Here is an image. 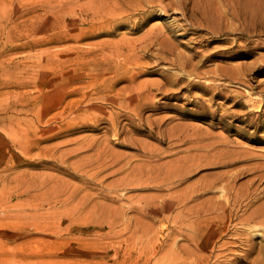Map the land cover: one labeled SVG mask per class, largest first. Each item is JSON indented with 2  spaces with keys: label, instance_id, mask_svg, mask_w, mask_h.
<instances>
[{
  "label": "rangeland",
  "instance_id": "374dc122",
  "mask_svg": "<svg viewBox=\"0 0 264 264\" xmlns=\"http://www.w3.org/2000/svg\"><path fill=\"white\" fill-rule=\"evenodd\" d=\"M17 1L33 26L0 29V264H263L238 234L264 208V0H153L99 26L78 0L56 28ZM133 88L139 116L110 101ZM237 192L230 221L193 224Z\"/></svg>",
  "mask_w": 264,
  "mask_h": 264
},
{
  "label": "bare ground",
  "instance_id": "6f19581e",
  "mask_svg": "<svg viewBox=\"0 0 264 264\" xmlns=\"http://www.w3.org/2000/svg\"><path fill=\"white\" fill-rule=\"evenodd\" d=\"M14 1L15 0H0V29L4 28L6 29L8 26H15V21L11 18V16L13 17V12H14ZM80 1V0H79ZM78 0H18L17 3L20 6V8H22V13L21 15H19L18 17H25L28 16L30 14L36 13L39 10H42L44 12H49L51 13L50 15H52V17H54L53 20H51L50 23V27L51 28H56L59 25V20L57 19V17L60 18V16L58 15H62V13H66L68 11V6L70 4H74L77 3ZM89 6H87L86 8H88L86 11L84 8L83 11L88 12L89 11V7L90 10H92L91 12V19L94 23H98L99 24H103V25H110V24H115V25H120L123 22L124 23H132V18H135V16L137 15L135 12L134 13H129L131 8H135L137 10V12H140V9L142 11L146 10L149 7H152L153 5H155L157 2L153 1V0H145V1H140L139 2H135V0H90ZM87 3H84L82 5H85ZM160 3V1H159ZM78 4V3H77ZM161 5V3H160ZM16 7V5H15ZM78 7V6H77ZM17 6V9H20ZM156 9V8H155ZM16 10V8H15ZM17 11V10H16ZM157 11V10H156ZM159 11V10H158ZM163 11V10H162ZM194 11V10H193ZM147 13V12H146ZM87 14V13H86ZM195 14V13H193ZM142 16V15H141ZM16 17V16H15ZM17 17V18H18ZM46 17V15H45ZM137 17V16H136ZM139 17V16H138ZM158 19H162L161 13L158 16ZM16 18V19H17ZM77 18V17H76ZM21 20V19H20ZM46 20V19H45ZM74 20V18H73ZM134 20V19H133ZM91 21V22H92ZM135 21V20H134ZM45 22V21H43ZM202 22V21H201ZM258 22V21H257ZM26 23V22H23ZM31 24V23H30ZM62 24V22H61ZM93 24V23H92ZM136 24V23H135ZM211 24V23H209ZM18 25V26H17ZM171 25V24H170ZM251 25V24H250ZM25 27L26 26L30 27L33 26V24L29 25V24H16L15 28H20V27ZM95 26V25H94ZM97 26V25H96ZM137 26V24H136ZM204 26V25H203ZM102 27V26H101ZM32 28V27H31ZM94 28V27H93ZM119 28V27H118ZM154 28V27H153ZM12 29V28H11ZM114 29V28H113ZM181 30V29H180ZM212 30V29H211ZM210 30V31H211ZM158 33V32H157ZM211 33V32H210ZM154 37V36H153ZM162 37V36H161ZM160 38V37H159ZM122 40V39H121ZM141 42V41H139ZM120 43V42H118ZM117 43V44H118ZM151 43V42H150ZM159 43V42H158ZM160 45V43H159ZM110 46V45H109ZM134 46V45H133ZM144 46V45H143ZM149 46V45H148ZM122 47V46H120ZM125 47V46H123ZM142 47V46H141ZM150 47V46H149ZM160 47V46H159ZM111 48V47H110ZM119 48V47H118ZM114 49V48H112ZM127 49V48H126ZM71 51V50H70ZM106 52V50H104ZM111 51V50H110ZM148 51V50H147ZM150 51V50H149ZM104 52V53H105ZM111 53V52H110ZM107 54V53H106ZM112 54V53H111ZM130 54V53H129ZM128 54V55H129ZM226 54V53H225ZM221 55V53H220ZM223 55V54H222ZM113 56V55H112ZM170 56V55H169ZM142 59V56H140ZM176 57V56H175ZM98 58V57H97ZM100 58V57H99ZM110 58V57H109ZM129 58V57H128ZM171 58V57H170ZM102 59V58H101ZM70 61V60H69ZM103 61V60H101ZM132 61V60H131ZM75 62V61H74ZM130 62V61H129ZM68 63V62H67ZM173 63V62H172ZM190 63V62H189ZM131 64V63H129ZM65 65V64H64ZM187 65V64H186ZM189 65V64H188ZM144 66V65H141ZM184 67V66H183ZM189 67V66H187ZM191 67V66H190ZM146 68V67H145ZM180 69V67H179ZM190 69V68H189ZM233 71V70H232ZM235 71V70H234ZM231 72V73H235V74H240L242 72V68L237 70L236 72ZM197 72V71H195ZM181 73V72H180ZM182 74V73H181ZM243 74V72H242ZM198 75V74H197ZM233 76V75H232ZM231 76V77H232ZM130 77V76H129ZM228 78V77H227ZM233 78V77H232ZM106 81H104L105 83ZM133 82V80H132ZM135 82V81H134ZM128 83V82H127ZM130 83V81H129ZM174 83V82H173ZM136 84V82H135ZM144 85V84H143ZM137 86V85H135ZM107 88L110 87V83H108L106 85ZM140 88V87H137ZM159 88V87H158ZM159 91V90H158ZM77 93V91H76ZM75 92L69 93V95H74ZM150 95L146 94L136 88H133L131 90V92L127 93L126 97H119L118 99H105V100H110L111 102H113L112 104L117 105L121 108H124L126 111L131 110V111H136V115L139 116V113H137L140 109H142L143 107L147 106V103H149L150 100ZM152 99V98H151ZM98 101V100H97ZM50 105H53L52 101L49 102ZM253 103V102H252ZM92 105V104H91ZM256 107H258L259 109L262 108L261 103ZM52 108V107H51ZM53 109V108H52ZM78 113V112H77ZM72 114V113H70ZM74 114V113H73ZM121 114H123L121 112ZM40 117V115H38ZM71 116V115H70ZM42 118V117H41ZM111 119V118H109ZM116 119L113 118L111 122H114ZM128 120H134V118L128 117ZM34 121V120H33ZM38 121V120H37ZM40 121V120H39ZM151 128V127H150ZM19 129V128H18ZM131 145V144H130ZM105 156V155H104ZM246 157V156H245ZM86 165V164H85ZM112 165V164H111ZM166 165V164H165ZM178 168V167H177ZM196 168V167H195ZM85 170V169H83ZM82 171V170H81ZM132 171V170H131ZM159 172V171H158ZM132 173V172H131ZM136 174V173H135ZM135 174L132 176L130 175V177L135 176ZM139 174V173H137ZM175 174V173H174ZM93 175V174H90ZM100 175V174H99ZM170 175V174H169ZM175 178V177H174ZM129 180V179H128ZM133 180H136L135 178ZM133 180H129V181H133ZM236 181V179L234 180V182ZM166 182V181H165ZM127 183V182H126ZM213 187V185H210ZM206 186L204 185L203 188H205ZM212 187H209V189H211ZM224 187V186H223ZM226 187V186H225ZM231 189H234L233 187L230 186ZM200 191L202 190L199 189ZM205 190V189H204ZM203 190V191H204ZM207 190V189H206ZM212 191V190H210ZM209 192V191H207ZM205 192V193H207ZM241 192V191H239ZM237 192L233 198V200H231V198L226 199L224 202H212L211 205H203L201 204V207H199L200 209L198 210H192V212L190 211L189 213L193 216L194 220H193V224L196 225H200L202 223H208L210 221H213V223H225L227 221H230L232 219L233 216V210L234 207L241 202V200H243L242 198H245L241 193ZM244 192V191H243ZM188 193V192H187ZM199 193V192H198ZM246 193V192H245ZM195 194V192H194ZM193 194V196H194ZM184 195V194H182ZM245 195V194H244ZM247 196V195H246ZM250 197V196H249ZM191 196H183L180 197L178 202L179 204H185V202H187L189 199H191ZM248 198V197H247ZM71 199V197H70ZM75 199V198H74ZM212 198H210V201ZM245 200V199H244ZM243 200V201H244ZM69 201V200H68ZM208 199V202H210ZM165 202V201H164ZM207 202V203H208ZM67 203V202H66ZM205 203V202H204ZM189 204V203H188ZM210 204V203H209ZM203 205V206H202ZM240 205V204H238ZM68 206V205H66ZM199 206V205H198ZM164 207V206H163ZM185 207V206H184ZM187 207V206H186ZM185 207V210H186ZM264 207V206H263ZM151 209V207H148ZM175 208V207H174ZM182 208V207H181ZM188 208V207H187ZM198 208V207H196ZM191 209V208H188ZM149 210V209H148ZM255 210V209H254ZM114 211H112L113 213ZM185 212V211H184ZM188 212V211H187ZM69 213V212H68ZM213 217H210V216ZM114 215V213H113ZM103 216V215H102ZM120 216V215H119ZM191 216V217H192ZM242 219V218H241ZM110 221V220H109ZM114 222V221H113ZM231 224V223H230ZM239 224L241 225L242 228V233L238 234L242 237H246V241L250 242L252 236L255 237H260L261 240L263 241L264 239V229L261 231L259 229V227H263L264 228V208L262 209H257L256 211L251 212L248 216H246L245 218H243L242 220H240ZM237 227V225H236ZM212 228V227H211ZM165 229V228H164ZM244 239V238H242ZM264 242V241H263ZM194 244V243H193ZM230 245H232L233 243H229ZM228 244V247H230ZM249 244V243H248ZM195 245V244H194ZM251 245V244H250ZM185 246V245H184ZM227 246V245H225ZM227 247V248H228ZM197 248V246H196ZM225 248V247H224ZM198 249V248H197ZM196 249V250H197ZM251 249V248H250ZM195 250V249H194ZM199 251V249L197 250ZM229 251V250H227ZM194 252V251H191ZM189 253L190 251H187L186 254ZM197 253H202V252H197ZM192 254V253H191ZM193 254H196L193 253ZM248 255V254H247ZM191 256V255H190ZM193 256V255H192ZM231 256V255H230ZM197 257V254H196ZM194 258V257H193ZM180 259V258H179ZM192 259V258H191ZM239 259V258H237ZM178 260V259H177ZM190 260V259H189ZM194 260V259H193ZM236 260V259H235ZM257 262V261H256ZM264 264V260L262 262Z\"/></svg>",
  "mask_w": 264,
  "mask_h": 264
}]
</instances>
